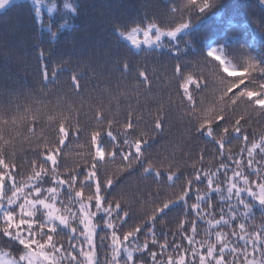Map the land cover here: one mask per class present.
<instances>
[{"label": "snow or ice", "instance_id": "obj_1", "mask_svg": "<svg viewBox=\"0 0 264 264\" xmlns=\"http://www.w3.org/2000/svg\"><path fill=\"white\" fill-rule=\"evenodd\" d=\"M45 2L32 0V19L42 32H50L42 15ZM12 3L0 0V10ZM217 4L218 0H170L164 9L169 19L150 18L117 25L113 30L138 50L144 51L147 45V50L154 52L167 46L169 54H174L173 76L182 89L180 95L187 104L189 118L196 121L194 131L217 147L222 158L219 165H193L189 177H184L173 170L171 163L153 161L145 155L150 147L149 134L138 130L139 121L131 113L121 122L98 108L93 116L94 127L82 128L79 119L71 116L48 114L55 144L50 147L51 142L41 135L33 154L37 159L28 162L30 175L18 180L22 173L15 161L6 159L7 148L13 145L4 132L16 129L29 117V124L35 125L37 114L32 110L23 115L0 112V236L19 246L16 256L0 258V264H264V133L251 137L246 129L252 113L264 117V57H255L244 49L234 53L232 37L226 35L224 41L201 46L194 68L190 70L184 63L192 47L185 37L195 34L200 18ZM260 4L264 6V0ZM62 8L69 19L79 15L78 3L64 0ZM47 10L50 14L57 12L58 5L49 0ZM37 59H48L44 49L39 50ZM117 70L128 75L135 71L141 84L151 86L148 69L130 64L127 57L119 61ZM39 71L44 82L52 83L69 70L62 63L51 69L48 63H40ZM209 75L220 85L218 106L197 111L194 93L207 87L201 80ZM69 78L78 92L83 76L72 70ZM165 123L166 114L158 113L152 131H162ZM27 130L29 135H36V127L27 126ZM85 133L88 151L82 157L84 167L62 173L58 159L62 149L78 142ZM231 140L243 142L237 155L225 148ZM40 144L44 146L42 152ZM203 161L201 154L199 162ZM117 162L121 165L119 171L135 166L153 184L175 189L181 180L183 183L172 195L158 196L159 203L146 219L127 228L129 212L121 203L108 199L114 179L100 171L106 163ZM164 163L168 164L166 169ZM213 194L218 198V209ZM256 211L261 213L259 223ZM169 213L177 214L175 235L186 246L174 239L170 243L168 232L158 234V217ZM197 222L205 225L204 238L197 239ZM61 235L65 239H59ZM98 250H104L103 260Z\"/></svg>", "mask_w": 264, "mask_h": 264}, {"label": "trees", "instance_id": "obj_2", "mask_svg": "<svg viewBox=\"0 0 264 264\" xmlns=\"http://www.w3.org/2000/svg\"><path fill=\"white\" fill-rule=\"evenodd\" d=\"M48 2L46 0L42 7V15L51 28L50 32L47 29L42 32L39 23L33 24L34 5L29 0L13 2L0 10V112L23 115L32 110L37 114L35 125L29 124V117L16 129L8 128L4 132L5 139L13 145L7 148L6 159L15 161L22 173L18 180L30 175L28 162L37 159L33 154L38 150L41 135L51 142L50 147L55 144L53 128L47 121L48 114L71 116L79 119L82 128L94 127L93 116L98 108H103L109 116L121 122L131 113L139 121L138 130L149 134L150 147L145 155L153 161L171 163L173 170H178L184 177H189L193 165L197 168L219 165L222 158L217 147L209 143L207 137H198L194 131L196 121L189 118L187 104L180 95L182 89L173 76L174 54H169L167 46L154 52L147 50L146 45L143 46L144 51L134 50L113 30L117 25L146 22L150 18L169 19L164 9L170 0H70L79 4V15L75 19H69L63 10L64 0H51L58 5V11L51 14L47 10ZM261 21H264V6L260 0H218L217 6L200 18L195 34L185 37L191 41L192 47L189 55L184 57V63L191 70L199 58L197 54L201 46L216 40L224 41L226 35L232 37L230 44L234 53L244 49L255 57H264ZM163 42L167 44L166 38ZM40 49L45 50L46 61H38ZM124 57L130 64L148 69L152 81L150 87L139 82L135 71L128 75L117 70ZM40 63H48L50 69L62 63L69 71H65L57 81L46 83L39 71ZM72 70L83 76L78 92L70 83ZM201 84H207V87L194 93L197 111L201 108L216 109L220 85L211 75L201 80ZM158 113L166 114V123L163 130L157 132L152 131V123ZM26 125L36 127L35 136L29 135ZM246 129L251 137H258L264 133V117L252 113ZM86 141L87 133L78 142L68 143L62 149L58 158L62 173L66 169L84 167L82 157L88 151ZM242 147L241 140H231L225 145L233 155H237ZM43 148L40 144L41 152ZM201 154H204L203 164L199 162ZM162 167L166 169L168 164L164 163ZM120 168L119 162L106 163L100 171L103 176L114 179L108 199L121 203L122 208L129 212L127 228L146 219L159 203L158 196L166 198L172 195L179 191V183H183L181 180L175 189L161 186L153 184L150 178L145 179L135 166L125 171H119ZM213 202L218 209L219 201L215 194ZM255 214L259 223L261 213L256 211ZM179 218L184 217L181 215ZM204 227L197 222V239L204 238ZM177 228L176 213L158 217V234L160 231L168 232L171 234L168 237L170 243L174 239L186 246V242L175 235ZM59 239L65 238L61 235ZM18 251L19 246L15 242L0 236V253L13 258ZM98 251L103 260L104 250Z\"/></svg>", "mask_w": 264, "mask_h": 264}, {"label": "rangeland", "instance_id": "obj_3", "mask_svg": "<svg viewBox=\"0 0 264 264\" xmlns=\"http://www.w3.org/2000/svg\"><path fill=\"white\" fill-rule=\"evenodd\" d=\"M17 1H20V0H13V2H17ZM30 2H32V0H29ZM141 40L143 39V36L141 35L139 37ZM124 39V38H123ZM124 41H126L134 50H137L136 48H134V46L131 44L130 41L124 39ZM147 46V45H146ZM148 47V46H147ZM0 258H3L4 260H9L11 259L7 254L5 253H0Z\"/></svg>", "mask_w": 264, "mask_h": 264}]
</instances>
